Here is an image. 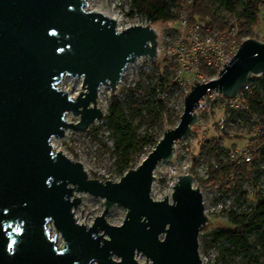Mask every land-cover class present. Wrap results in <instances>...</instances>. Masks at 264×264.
<instances>
[{"label": "water", "instance_id": "obj_1", "mask_svg": "<svg viewBox=\"0 0 264 264\" xmlns=\"http://www.w3.org/2000/svg\"><path fill=\"white\" fill-rule=\"evenodd\" d=\"M85 2L0 0V264H144L136 250L153 264H203L197 234L207 216L192 174L178 173L169 200L151 196L153 169L172 156L174 141L189 131L207 90L232 96L250 72L264 71V38L241 39L213 75L190 84L178 121L141 160L117 179L100 180L54 149L50 137L102 115L98 86L114 88L127 62L155 55L156 30L139 22L118 28ZM64 73L81 78L75 96L57 84ZM67 111L79 118L66 120ZM73 187L103 196L104 207L90 224L73 214L79 200L71 197ZM114 202L126 208L118 223L104 217ZM49 220L62 246L50 234Z\"/></svg>", "mask_w": 264, "mask_h": 264}, {"label": "rangeland", "instance_id": "obj_2", "mask_svg": "<svg viewBox=\"0 0 264 264\" xmlns=\"http://www.w3.org/2000/svg\"><path fill=\"white\" fill-rule=\"evenodd\" d=\"M191 0H181V5L175 7L170 5L175 13V17L167 20H149L147 14L131 4V0H91L93 7L104 6L111 8L116 14L121 16L119 25L139 22L150 23L157 30L155 55L139 54L132 61L127 62L125 73L120 76L116 86L112 88L107 83H101L96 103L102 109V115L91 120L85 127L74 128L67 126L60 136H53L57 147L72 159L79 160L89 177H96L100 180L110 178L117 179L120 174L127 169L124 164L117 162L111 134L107 124V113L110 111L111 101L114 99L120 109L124 119L133 128L139 139L145 138V142L138 143L131 153L129 163L136 165L147 153L154 139L161 136L164 129L173 126L179 119V114L183 106V95L195 80L205 76L213 75L214 67L207 66L201 61L197 52L193 49L181 52L176 48L177 39L180 36L181 28L178 14L188 10L187 4ZM189 11V10H188ZM219 19L225 22L222 28L209 27L215 31H225L233 34L234 39L239 43L246 36H254L259 39L264 38V4L257 10V18L254 23H242L237 14L218 10ZM182 68L179 70V68ZM64 76V75H63ZM59 83V82H58ZM81 78L66 73L63 81L65 90L73 96L82 89ZM161 103L163 108H161ZM209 116L206 110L197 111L196 121L192 123L191 131L181 136L175 141L173 155L169 158L159 159L153 169V179L151 182L150 194L155 198H162L167 195L171 200L170 192L172 184L178 173L184 171L185 165L190 162L194 153L203 154L208 157L214 154L213 149H202L203 139L212 138V128L214 119L222 111L219 101L214 102V107L210 106ZM66 120L75 122L79 114L73 111L64 113ZM206 123L205 126L203 123ZM239 119L230 117L229 127L238 129ZM201 126L204 127L202 132ZM227 131V130H223ZM236 134V135H235ZM247 134L241 132L231 133L230 139L224 138L225 144L231 142L240 143ZM233 140V141H232ZM52 141V140H51ZM220 155L223 150H217ZM196 164L193 166L195 167ZM196 170L198 168L196 166ZM241 188L245 190L246 196L237 195L239 190L235 188H225L217 190L214 186H207L206 190L214 195L213 202L220 205V208L229 207L235 211H241L248 207L246 198L257 188L256 177L252 173L245 172L241 177ZM215 189L217 191H215ZM78 194L79 200L76 203L77 214L75 218L92 223L95 214H99L103 207V196L93 194L87 190L73 187L71 197ZM73 209V207H72ZM126 208L119 202L111 203L104 212L107 221L118 223L124 217ZM75 215V213H73ZM51 235H61L53 222H47ZM231 226V223L222 212L213 210L207 215L197 234L198 251L207 253L208 264H247V255L242 251L228 252L224 256L220 254L218 242H208L206 233L214 226ZM264 223L259 226H252L247 231V239L254 247L258 264H264ZM103 235L105 231L99 229ZM63 239V237H62ZM64 242V240H63ZM64 244V243H63ZM113 257L118 255L113 253ZM135 257L144 264H153L143 251L136 250ZM146 256V259H145ZM91 264H97L94 260Z\"/></svg>", "mask_w": 264, "mask_h": 264}, {"label": "built area", "instance_id": "obj_3", "mask_svg": "<svg viewBox=\"0 0 264 264\" xmlns=\"http://www.w3.org/2000/svg\"><path fill=\"white\" fill-rule=\"evenodd\" d=\"M178 20L180 28L182 29L180 36L177 39L178 44H176L178 51L181 50V52H183L185 49H193L197 52L199 58L204 64L214 67L216 71L220 66H222L223 61H225V59L227 60L231 56L238 45V42L234 39L233 34L225 31L211 30L206 25H202V23H199L198 21L188 22L186 11H181L178 14ZM129 24H125L124 26ZM181 69L182 68L180 67L179 70ZM261 75L262 72H250L232 96H227L223 92L215 89H209L198 99L195 107L196 112L199 109H203L206 110L209 116V108L210 106L212 108L214 107V102L216 100L219 101L220 107L222 108V111L213 121V137L209 138L210 140H216L218 134L223 130H227L230 134L233 132L236 133L237 131L247 134L244 140L240 143L231 142L228 145L222 144L221 147L217 148V150H223L224 154L222 153V155H220L217 151V155L213 154L208 157L203 154L194 153L190 162L185 165L184 171H189L192 174V186L197 185L201 192L203 212L206 216L209 212H213L214 209L224 213L225 215H227L228 210H234L231 207L228 209L220 208V205L214 204V195L208 192L206 187L214 186L217 190L235 188L239 190L237 195L244 197L246 196V192L241 188V177L243 173L247 172V170L252 173L254 177H256L257 188L250 193L249 199L246 198L248 207L241 211H234H250L254 207L256 200L264 195V135H262V133H264V114L262 113L264 105H255V103L249 102L246 99L247 95L254 87L259 88ZM208 77L209 76H205L202 79H206ZM262 99L264 101V95ZM230 117L239 119L238 129L228 126ZM205 124L206 123L204 122L203 125L205 126ZM191 126L192 124L190 125V128ZM200 130L203 132L204 127L201 126ZM189 131H191V129H189ZM251 136H253V139L250 138ZM203 140L204 143L206 138ZM175 141L173 143V149ZM217 158L221 159L225 163L232 162L239 164L244 168L245 171L240 174L239 177V187L235 185L233 180V170L230 168L225 170L220 169L218 172L213 174V178L207 180L210 169L219 166V160ZM195 164L198 171L196 170V166L193 167ZM216 189L215 191H217ZM199 257L203 264H208L209 257L207 253L199 252Z\"/></svg>", "mask_w": 264, "mask_h": 264}, {"label": "trees", "instance_id": "obj_4", "mask_svg": "<svg viewBox=\"0 0 264 264\" xmlns=\"http://www.w3.org/2000/svg\"><path fill=\"white\" fill-rule=\"evenodd\" d=\"M131 4L143 10L151 21L157 19L167 20L175 17L170 5L179 7L181 0H131ZM262 4H264V0H191L187 4L189 10H187V20L188 22L198 21L202 25L207 24L209 27L222 28L225 26V22L219 19L218 13V10H222L237 14L242 23L251 24L256 21L257 10ZM260 81L259 88L254 87L246 98L249 102L255 103V105H264L262 99L264 95V71H262ZM161 108H163L162 103ZM262 113L264 114V110ZM106 116L116 160L128 168L132 165L129 163L131 153L135 150V146L138 143L145 142V138L139 139L137 137L133 128L121 115L114 99L111 101L110 111ZM224 138L230 139V133L221 131L216 140L207 138L201 147L203 150L211 148L214 154L217 155V148L225 144ZM250 138L253 139V136ZM156 140L154 139L152 145ZM217 159L219 160V166L210 169L207 180L213 178V174L220 169L230 168L233 170L235 185L239 187V177L245 171L244 168L239 164L225 163L221 159ZM227 217L233 225H218L210 228L206 232L208 234V242H218L221 256L228 252L242 251L247 255V264H258L256 254L252 252L254 247L247 239V231L252 226L257 227L259 224L264 223V195L256 200L254 207L250 211L235 212L230 209L227 211ZM261 235H263L264 239V229Z\"/></svg>", "mask_w": 264, "mask_h": 264}, {"label": "bare ground", "instance_id": "obj_5", "mask_svg": "<svg viewBox=\"0 0 264 264\" xmlns=\"http://www.w3.org/2000/svg\"><path fill=\"white\" fill-rule=\"evenodd\" d=\"M86 2H85V6L87 7V8H91V9H95V10H99V11H101L102 13H104V14H106V15H108V16H110V17H112L114 20H115V22H116V25H117V27L118 28H122V26L121 25H119V22H120V19H121V16L120 15H118V14H116L110 7L109 8H106V7H104L103 5L102 6H100V7H93L92 5H91V0H85ZM127 66V64L123 67V70H122V73H121V75H123L124 73H125V67ZM123 71H124V73H123ZM64 75V76H63ZM65 75H66V73H64V74H62L61 75V77H60V79L57 81V84L61 87V88H63V89H66V87L63 85V81H64V77H65ZM120 80V78L117 80V82ZM59 82V83H58ZM117 84V83H116ZM100 86H101V84L98 86V89H97V96H98V90H100ZM95 119V118H94ZM53 138V136H51L50 137V141H51V144H52V146H53V148L54 149H59L58 147H57V145H56V143L54 142V140L52 139ZM59 150H61V149H59ZM82 164V163H81ZM82 166H83V164H82ZM84 167V166H83ZM85 169V168H84ZM74 195H77L78 197H80L78 194H76V193H74ZM77 206L76 205H74L73 206V213H75V215L74 216H78V214H77ZM79 221L80 222H84L86 225L87 224H89V221H85V220H82V219H79ZM54 237H55V242H56V244L58 245V246H62L63 245V239H62V237L60 236V235H54ZM91 264V263H90Z\"/></svg>", "mask_w": 264, "mask_h": 264}]
</instances>
